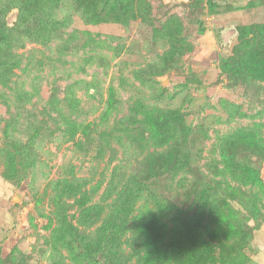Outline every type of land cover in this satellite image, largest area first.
Instances as JSON below:
<instances>
[{"label":"rangeland","instance_id":"374dc122","mask_svg":"<svg viewBox=\"0 0 264 264\" xmlns=\"http://www.w3.org/2000/svg\"><path fill=\"white\" fill-rule=\"evenodd\" d=\"M108 1L115 15L121 0ZM135 1L117 23L77 0H0L18 64L0 78V264H85L71 247L86 244L108 264L101 239L124 196L136 211L153 199L185 218L204 209L201 228L217 229L199 241L198 264H264V186L220 171L225 152L264 183V78L227 64L237 28L264 24V0ZM175 154L185 162L168 168ZM98 203L107 212L88 221ZM132 216L110 264L138 263Z\"/></svg>","mask_w":264,"mask_h":264},{"label":"trees","instance_id":"16d2710c","mask_svg":"<svg viewBox=\"0 0 264 264\" xmlns=\"http://www.w3.org/2000/svg\"><path fill=\"white\" fill-rule=\"evenodd\" d=\"M88 13L98 22H127L128 17L125 16V11L129 8L134 9L135 0H121L119 11L115 15L108 12V0H77ZM23 12L29 11V2L24 1ZM47 28V27H46ZM239 44L234 48L232 57L227 61V64L236 65L240 68L251 70L257 76L264 78V24H253L251 26H239ZM7 33L0 30V78L5 83L10 81L9 76L14 68L18 65L13 63L6 55ZM5 58V59H4ZM64 115V114H63ZM65 134L69 138H73L77 131V124L74 121L66 119ZM89 125L84 126L88 128ZM224 163V168L220 169L222 175L230 174L232 180L246 186L262 188L264 186L263 179L257 170L250 166L237 164L227 153H221ZM9 165L6 167L3 176L6 179H14L18 171L16 153L9 152ZM175 163L176 168L185 162L184 158L175 154L166 160V166L170 168ZM164 165H162L163 167ZM173 178V177H172ZM70 195L75 196V188L69 185ZM135 198L124 196L120 202L116 203L114 213L118 215L119 222L109 220L106 224V229L103 233L102 247L106 250L105 261L112 263V249L117 245L119 232L126 224V218L132 214L134 224V234L140 243V258L137 264H191L193 261L198 264L202 254V247L199 241L204 238V234H211L217 228L212 227V224L207 223L202 229L200 224L203 221L205 214L204 209L198 210V216L191 215L182 217V215H174L170 202L164 200L153 199V205L146 202L141 205L137 211L134 206ZM206 206V203L204 202ZM88 213V221L99 220L106 211V207L101 203L94 204L84 209ZM211 217H215V210L212 211ZM87 218L85 223L88 222ZM214 221V220H212ZM187 232L191 239L187 237ZM77 249L78 257H81L85 264H97L98 251L95 247L88 244L73 245L71 250Z\"/></svg>","mask_w":264,"mask_h":264},{"label":"water","instance_id":"95a60500","mask_svg":"<svg viewBox=\"0 0 264 264\" xmlns=\"http://www.w3.org/2000/svg\"><path fill=\"white\" fill-rule=\"evenodd\" d=\"M15 199H18V196Z\"/></svg>","mask_w":264,"mask_h":264}]
</instances>
